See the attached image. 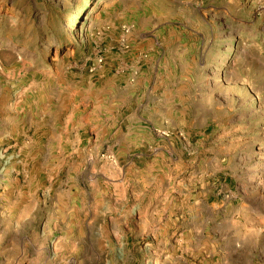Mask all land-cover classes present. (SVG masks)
I'll return each mask as SVG.
<instances>
[{
	"label": "rangeland",
	"instance_id": "rangeland-1",
	"mask_svg": "<svg viewBox=\"0 0 264 264\" xmlns=\"http://www.w3.org/2000/svg\"><path fill=\"white\" fill-rule=\"evenodd\" d=\"M0 264H264V0H0Z\"/></svg>",
	"mask_w": 264,
	"mask_h": 264
}]
</instances>
